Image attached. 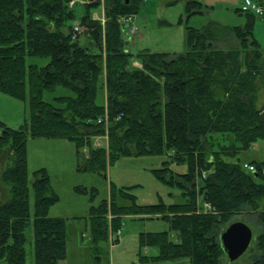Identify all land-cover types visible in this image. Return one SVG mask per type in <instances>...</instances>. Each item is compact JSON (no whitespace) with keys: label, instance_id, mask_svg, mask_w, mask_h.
Wrapping results in <instances>:
<instances>
[{"label":"trees","instance_id":"obj_1","mask_svg":"<svg viewBox=\"0 0 264 264\" xmlns=\"http://www.w3.org/2000/svg\"><path fill=\"white\" fill-rule=\"evenodd\" d=\"M142 1L0 0V91L25 99L27 88L29 111L18 129L0 122V157L6 156L0 181L10 195L0 203V263L25 264L29 225L33 264L66 258L65 220L48 215L57 196L47 171L37 169L29 180L26 159L28 139H65L76 146L80 170L104 174L115 160L145 155H165L170 160L164 164L187 167L184 174L173 175L166 165L153 171L164 183L179 186L181 203L139 206L120 189L119 197L111 190L109 203L91 207L93 249L106 240L108 224L113 232L121 216L145 214L167 221L177 241L167 232L141 234V246L158 250L141 262L224 264L220 234L236 216L247 215L263 230L251 239L243 264H264V161H250L255 170L248 172L239 160H224L264 140V106L258 105L264 51L253 37L254 16L246 14L241 27L186 26L184 53L142 50L141 68H133L120 19L136 15ZM101 4L103 25L91 18ZM200 7L189 1L185 9L189 16L201 13ZM78 18L87 27L83 43L70 38ZM28 57L47 61L27 64ZM56 88L71 94L43 100L45 91ZM104 115L106 123H98ZM105 131L106 145L94 147L93 139ZM204 203L211 209L204 212Z\"/></svg>","mask_w":264,"mask_h":264},{"label":"rangeland","instance_id":"obj_2","mask_svg":"<svg viewBox=\"0 0 264 264\" xmlns=\"http://www.w3.org/2000/svg\"><path fill=\"white\" fill-rule=\"evenodd\" d=\"M189 1L199 2L201 13L188 16L185 6ZM242 2L243 0H143L137 14L132 17L136 29L130 32L129 28L124 27L125 50L132 55L131 61H138L137 54L142 50L156 53H184L186 26L200 28L214 23L227 27H241L246 20V14L239 10ZM101 8L102 4L100 10ZM77 9L79 13L82 12V9L78 7ZM100 10L94 12L99 17L93 16V13L91 18L96 21L100 20L103 25L104 17H100ZM120 21L124 24L126 18L123 17ZM163 21L169 25H160ZM75 22L84 27L79 36V40L83 42L87 27L79 18L74 19L71 26ZM252 29L254 39L264 51V20L254 17ZM46 61V59L36 57L26 58L27 64L33 63L38 66L45 64ZM70 94L71 92L67 89L56 88L54 92L45 91L42 98L50 101L53 97ZM25 95V99H16L0 91V122L5 126L18 129L28 119L27 88ZM97 95V101L100 102V91ZM258 105L264 106L263 85L260 86ZM104 136H106V131ZM94 140L97 146H105L103 136H96L93 142ZM79 151L86 157V148L79 149ZM78 158L75 144L65 139H28L26 142L29 180H31L33 171L40 168L47 171L50 186L57 196L56 202L48 210V215L65 220L66 264H182L185 262L184 260L151 263L140 261L143 256L151 257L158 253L154 246L140 245L141 234L167 232L172 241H177V233L173 232L168 222L160 217L145 214L121 216L118 228L113 232L108 228L106 240L99 243L96 249H93L90 243L89 217L91 207H97L104 200L109 203L111 190L112 194L118 197L120 189L130 193L139 206L181 203L183 196L179 186L175 183H164L155 176L153 171L166 165L173 175L184 174L187 171L186 165L174 162L164 164L163 161L170 160L165 155L128 156L108 164L105 173L99 174L89 170H80L79 164L82 166L83 161L79 162ZM224 160L228 162L239 160L241 163L264 161V140L251 144L248 150L238 153L235 157L225 156ZM5 163L6 156L3 155L0 157V172ZM9 197V188L0 181V203L7 201ZM117 201L124 205L129 202L120 199ZM32 204L33 197L30 194V210ZM106 217L108 221H111L112 216L109 210ZM235 220L245 223L251 229L252 240L263 230L254 216L239 215L235 217ZM24 234L26 239L25 264H33L30 225L25 229ZM245 260H247L246 253L232 262L227 259L224 264H243Z\"/></svg>","mask_w":264,"mask_h":264},{"label":"water","instance_id":"obj_3","mask_svg":"<svg viewBox=\"0 0 264 264\" xmlns=\"http://www.w3.org/2000/svg\"><path fill=\"white\" fill-rule=\"evenodd\" d=\"M252 239L251 229L243 222L229 224L220 234L222 249L229 261L237 260L247 250Z\"/></svg>","mask_w":264,"mask_h":264},{"label":"built area","instance_id":"obj_4","mask_svg":"<svg viewBox=\"0 0 264 264\" xmlns=\"http://www.w3.org/2000/svg\"><path fill=\"white\" fill-rule=\"evenodd\" d=\"M73 2H70L69 3V6H72ZM240 10L244 13H253L254 15L258 16V17H264V4H260L258 2H255L253 0H244L241 7H240ZM131 22V18L128 17L126 18V23H130ZM84 27L81 26L80 24H78L77 22H75L72 26H71V29H70V38L71 40H76L80 34L82 33ZM136 28L134 26L132 27H129V30L130 32H133ZM106 120H107V116L104 115V118L102 119H99L98 120V123L100 122H105L106 123ZM105 138H107L106 136H104ZM94 145L97 146V144H95L94 142ZM242 167L247 170L248 172H252L255 170V167L252 165V164H249V163H244L242 165ZM211 207L209 204L207 203H204L202 205V210L204 212L210 210Z\"/></svg>","mask_w":264,"mask_h":264},{"label":"crops","instance_id":"obj_5","mask_svg":"<svg viewBox=\"0 0 264 264\" xmlns=\"http://www.w3.org/2000/svg\"><path fill=\"white\" fill-rule=\"evenodd\" d=\"M93 16H98L99 17V15L98 14H96V13H94L93 14ZM102 16V12H101V10H100V17ZM133 17V16H132ZM132 26H134L133 25V18H131V22L129 23V26H128V28L129 27H132ZM221 26V25H220ZM127 27V26H126ZM135 27V26H134ZM227 27V26H226ZM235 27V26H234ZM136 28V27H135ZM255 28H256V26H255ZM185 35V34H184ZM83 41H84V39H83ZM81 43H83V42H81ZM131 67H133V68H141V64H140V60H138V61H136V60H134V61H131ZM244 162H246V161H244ZM50 216V215H49ZM51 217V216H50ZM90 243H91V241H90ZM65 260L66 259H64L63 261H61L60 262V264H66V262H65Z\"/></svg>","mask_w":264,"mask_h":264}]
</instances>
